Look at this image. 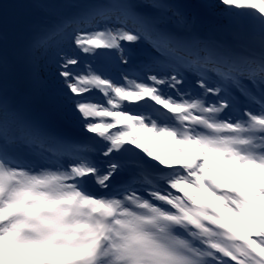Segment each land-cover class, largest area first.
I'll return each instance as SVG.
<instances>
[{
	"label": "snow or ice",
	"instance_id": "6c2138e0",
	"mask_svg": "<svg viewBox=\"0 0 264 264\" xmlns=\"http://www.w3.org/2000/svg\"><path fill=\"white\" fill-rule=\"evenodd\" d=\"M0 264H264V0H0Z\"/></svg>",
	"mask_w": 264,
	"mask_h": 264
},
{
	"label": "rangeland",
	"instance_id": "374dc122",
	"mask_svg": "<svg viewBox=\"0 0 264 264\" xmlns=\"http://www.w3.org/2000/svg\"><path fill=\"white\" fill-rule=\"evenodd\" d=\"M202 22H203L205 25L210 24V23H205L204 20H202ZM222 22H223V21H220V20H219V21L214 22V23H222Z\"/></svg>",
	"mask_w": 264,
	"mask_h": 264
}]
</instances>
